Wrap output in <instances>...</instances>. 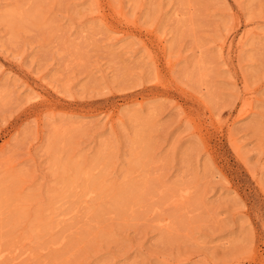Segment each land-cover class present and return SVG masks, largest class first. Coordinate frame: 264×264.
Here are the masks:
<instances>
[{
	"label": "rangeland",
	"instance_id": "rangeland-1",
	"mask_svg": "<svg viewBox=\"0 0 264 264\" xmlns=\"http://www.w3.org/2000/svg\"><path fill=\"white\" fill-rule=\"evenodd\" d=\"M0 264H264V0H0Z\"/></svg>",
	"mask_w": 264,
	"mask_h": 264
}]
</instances>
